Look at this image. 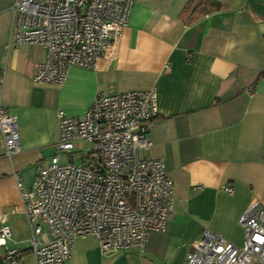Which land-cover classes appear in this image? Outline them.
Instances as JSON below:
<instances>
[{"label": "crops", "instance_id": "1", "mask_svg": "<svg viewBox=\"0 0 264 264\" xmlns=\"http://www.w3.org/2000/svg\"><path fill=\"white\" fill-rule=\"evenodd\" d=\"M13 3L0 0V104L17 118L21 152L6 157L0 133V225L20 254L4 264H35L18 181L31 187L54 153L58 111L80 116L98 93L129 90L156 91L139 152L163 159L174 211L143 249L103 252L88 235L61 264H181L204 229L241 245L239 217L253 199L264 207V0H134L114 55L70 67L61 84L33 81L43 46L9 45Z\"/></svg>", "mask_w": 264, "mask_h": 264}, {"label": "built area", "instance_id": "2", "mask_svg": "<svg viewBox=\"0 0 264 264\" xmlns=\"http://www.w3.org/2000/svg\"><path fill=\"white\" fill-rule=\"evenodd\" d=\"M133 1L14 0L9 45L43 46L46 56L33 81L61 84L70 67L96 68L101 57L114 55ZM157 115L154 89L98 93L80 116L58 111L54 153L38 164L31 187L18 181L35 264L69 260L79 237L94 236L108 252L143 249L151 233L165 231L174 211L173 181L163 159L144 158L139 152L151 145L148 127ZM0 133L6 157L21 152L17 118L1 104ZM76 143L90 146L80 152L78 163L74 155L82 148ZM239 223L244 230L241 245L204 229L181 264H264L262 203L251 200ZM13 242V229L1 224L5 262L20 254L10 246Z\"/></svg>", "mask_w": 264, "mask_h": 264}, {"label": "rangeland", "instance_id": "3", "mask_svg": "<svg viewBox=\"0 0 264 264\" xmlns=\"http://www.w3.org/2000/svg\"><path fill=\"white\" fill-rule=\"evenodd\" d=\"M76 147H78V149L82 148L81 151L80 150H76V153L74 155V159L73 160H74V162L78 163L82 159V154L80 152H84V153L88 152L90 146L88 144H86V143H76ZM91 154L93 155L94 153H91ZM62 161H67V158L64 157L62 159Z\"/></svg>", "mask_w": 264, "mask_h": 264}, {"label": "trees", "instance_id": "4", "mask_svg": "<svg viewBox=\"0 0 264 264\" xmlns=\"http://www.w3.org/2000/svg\"><path fill=\"white\" fill-rule=\"evenodd\" d=\"M197 13H199L198 15H204L205 11H203V9L202 10H197ZM261 75H264V70L261 72ZM0 264H4L3 257L1 256V253H0Z\"/></svg>", "mask_w": 264, "mask_h": 264}]
</instances>
